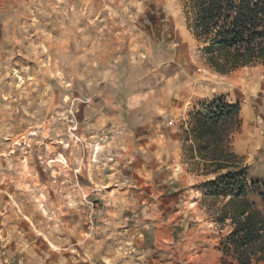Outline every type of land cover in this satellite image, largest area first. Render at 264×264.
I'll use <instances>...</instances> for the list:
<instances>
[{
	"label": "rangeland",
	"instance_id": "1",
	"mask_svg": "<svg viewBox=\"0 0 264 264\" xmlns=\"http://www.w3.org/2000/svg\"><path fill=\"white\" fill-rule=\"evenodd\" d=\"M186 17L185 0H0V264L150 258L141 222L188 113L264 96L260 68L208 69ZM182 160L219 220L228 198Z\"/></svg>",
	"mask_w": 264,
	"mask_h": 264
},
{
	"label": "trees",
	"instance_id": "2",
	"mask_svg": "<svg viewBox=\"0 0 264 264\" xmlns=\"http://www.w3.org/2000/svg\"><path fill=\"white\" fill-rule=\"evenodd\" d=\"M185 8L188 28L201 44L209 70L228 75L260 68L264 73V0H185ZM239 115L240 107L223 99L188 113L190 137L184 140L183 159L191 173L213 178L204 184L209 193L228 198L216 221H230L228 240L237 263L264 264V210L248 198L258 183L246 182L243 160L232 149Z\"/></svg>",
	"mask_w": 264,
	"mask_h": 264
},
{
	"label": "crops",
	"instance_id": "3",
	"mask_svg": "<svg viewBox=\"0 0 264 264\" xmlns=\"http://www.w3.org/2000/svg\"><path fill=\"white\" fill-rule=\"evenodd\" d=\"M153 109L158 111L160 107ZM239 117L233 152L242 158V167L247 168L254 182L264 181V96H246ZM158 147L150 145L146 151L156 156ZM181 156V148L173 152L167 174L158 179L161 184L153 195L151 215L141 222V237L149 241V249L141 257H150L141 264H183V259L188 264H238L228 240L233 229L230 221L217 224L201 204L203 196L195 191L193 176L178 166L183 165Z\"/></svg>",
	"mask_w": 264,
	"mask_h": 264
}]
</instances>
